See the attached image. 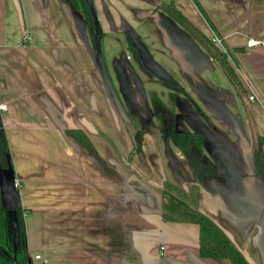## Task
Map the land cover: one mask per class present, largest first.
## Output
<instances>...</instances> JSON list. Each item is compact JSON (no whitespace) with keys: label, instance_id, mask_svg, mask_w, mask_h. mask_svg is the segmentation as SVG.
<instances>
[{"label":"crops","instance_id":"crops-1","mask_svg":"<svg viewBox=\"0 0 264 264\" xmlns=\"http://www.w3.org/2000/svg\"><path fill=\"white\" fill-rule=\"evenodd\" d=\"M90 1L105 34L107 61L119 62L128 76L133 70L143 89L152 90L163 99L157 78L145 76L134 62L125 64L124 43L119 46L116 34L121 19L137 30L150 46L153 61L191 93L228 140L235 143L241 137L238 124L245 122L246 112L249 114L245 146H249L248 160L253 165L254 136L264 138V0H197L204 17L191 0H172L208 39L215 34L223 38L228 48L241 49L234 55L236 73L247 95L256 96L253 103H247V95L240 102L238 95L230 91L235 89L218 62L194 37L174 29L166 14L154 13L155 4L149 0ZM19 2L22 21L13 0H0V104L7 106L1 112L2 132L19 184L18 205L32 215L28 225L31 230L24 222L27 251L37 246L34 255H41L45 264H227L199 257L196 225L160 222L156 188L163 179L177 180L159 139L146 135L141 151L143 161L139 158L132 162V168L150 186L128 170L119 175V135H125V124L91 49L79 34L78 19L63 0ZM105 9L116 26L114 31L104 16ZM250 39L260 44L247 48ZM110 70L116 81L115 69ZM136 92L141 110L143 105ZM186 105V100H181L178 113L187 115L182 117V124L192 128L202 120ZM65 129L84 132L100 161L112 172L83 146L67 138ZM101 133L115 144L116 156ZM96 145L102 148L99 150ZM169 145L170 154L182 160L179 151ZM126 151L125 148L123 154ZM180 169L182 174L188 172L186 166L181 165ZM222 181H203L201 211L233 239L251 263L259 264L260 260L264 264L261 243L250 249L244 245L253 224L260 231L257 241H262L264 220L259 221L252 212L254 208L238 204L222 188ZM240 182L251 202L258 182ZM174 183L180 185L181 181Z\"/></svg>","mask_w":264,"mask_h":264},{"label":"flooded vegetation","instance_id":"flooded-vegetation-1","mask_svg":"<svg viewBox=\"0 0 264 264\" xmlns=\"http://www.w3.org/2000/svg\"><path fill=\"white\" fill-rule=\"evenodd\" d=\"M84 1L89 6L88 2L86 0ZM63 3L65 4L69 12L78 19L79 27H80L78 29L79 34L81 35L83 42L87 44V47L89 46V48L91 49L93 58L95 60L94 47L96 45L95 44L96 35H95V32L93 33L91 31V28H90V25L88 24V20H87L84 10L80 9L79 7H75L77 4H74V6L69 7L66 0H63ZM91 4L93 6L92 2ZM74 9H77V10H74ZM90 9L92 10V8ZM93 11H95L94 6H93ZM156 11H160L166 14L169 18H171L167 13L164 12V10L161 7L158 8L156 6L154 9V13ZM95 15L98 18L96 11H95ZM104 16L109 23L110 29L112 31L116 30V26L113 23L111 14L108 11V9L104 10ZM92 19H93V16H92ZM171 20L173 19L171 18ZM177 25L180 26L179 24ZM99 27H100V23H99ZM101 33L102 34H100V36L98 37V40H100L98 42H99V46L101 50V57H102L105 69L110 77V82L112 83L113 87L116 89L119 100H121L122 98L128 99L127 94H125L124 87L122 86L128 85L129 82L126 81L120 75V63L119 62H113L110 64L107 61V56L105 52V44H104L105 34L102 31V29H101ZM116 34L119 35V46H121V44L124 43V49H125L124 58H126L125 64L130 65V63L134 62L141 69L140 71L145 76L152 77L153 75L151 74V72L147 70L145 66H143L138 61V56H139L138 50L134 49L132 45L133 44L132 40L134 39V41L141 44L147 50L148 53L150 52L149 51L150 46L147 45V43L144 41L141 35L137 32V30L133 26L128 24L125 20L121 19L119 21ZM110 66L115 69L114 72L116 76V81H114L113 79ZM160 67L167 74V76H169L168 78L171 80L168 82L170 83V86L167 85L168 84L166 83L167 81H162V80L157 81L161 89V93L162 95H164L163 99L160 98L159 95L155 93L154 91L152 90L146 91L145 89H143V83L140 79L136 77L135 72L132 70L130 73V78L134 79V82L132 83L135 86V87H131L130 85V87L132 90L133 88L135 89L132 91L133 105L129 106L128 108H130L131 110H134V112L137 113L138 115L137 120L138 122L139 121L140 122L136 130L130 132L129 130L126 129L124 136L119 135V175L123 173V171L128 170L130 173L135 175L136 178H138L140 181H142L147 186L151 185L146 179L142 177L141 174H138L135 168H132L133 159L140 158V161H143L141 160L142 158H144V157H141V151H142V148L145 142L144 137L146 135H150L156 141L157 139H159L160 143L163 144V146L165 147V155L167 157L169 166L171 170L173 171V173L175 174L174 177L177 181H181L180 185H178L174 183L177 181L171 182L169 180L163 179V181L160 182V185L164 182L172 183L178 186L182 191L186 193H190L192 189L196 188L197 196H198V207H199V210L201 211L200 206H199V201H200L201 186L204 180L219 178L223 180L222 183L224 184V186H222V188H224L225 191L229 192L230 191L229 185L231 186V184L234 182L233 180H237V183H239L240 180H242L240 182L242 183L243 180L249 181V180L254 179L258 182V187L255 188V191L257 192V194L255 195V198H252L253 200H251L252 204L254 205V210L252 212L255 214L256 217H258L259 221L264 220V187L262 185V180H264L263 145L260 144V141H261L259 138L260 136L258 135L254 136L253 143H252L253 146L251 148L252 149L251 153H252L254 162H253V165H251V162H249L248 160L249 159L248 157L249 146L248 148L247 146H245V143L247 140L246 137L248 135L247 133L249 132L246 126L247 125L246 120L249 121L250 119L249 114L247 112L245 113L244 117L245 119L247 118L246 120L244 119L245 124L240 123L241 121L238 124V125H241V128H242V129H239V126L237 128L238 133L240 134L241 137L240 138L237 137L235 143L231 142L218 129H216L214 123H212L209 120V116L207 115L203 107L199 104L197 100H195L192 97L191 93L181 83L176 82L172 78L173 75H171L164 67L162 66ZM121 81L122 82L126 81V82H124L121 85ZM171 82L173 84H171ZM135 91H137L136 96L140 97L141 99L143 110L142 108L141 110H139V108L137 107V101L134 95ZM202 94L206 95L207 93L202 92ZM183 99L186 100V104L189 106L190 110L193 111L191 113L195 114L196 117L202 120V122L199 121L198 123L193 124L192 128L183 126L182 117H186L187 115L181 114L182 115L181 116L178 113L179 109L181 108V100ZM171 101L173 102V110H174L172 115L168 114L165 110L167 109ZM155 102L156 104H159V106L158 105L155 106ZM161 106L163 108H161ZM160 120L163 122V126L167 130L162 131V132L159 130L158 125H159ZM171 131L200 134L201 140H202L200 162L203 166L207 168V170L204 173L198 175L194 171L191 164L188 162V160L185 158V156L182 154V152L179 150L178 146L176 145V143L173 141L172 137L170 136ZM101 135L105 139L106 145L108 147L114 148V150L117 151L113 141L108 136L102 133ZM169 144H171L173 147H175L177 151H179V153L181 154L182 160H178L175 156H172L170 154L171 147ZM255 145H256V148L253 149ZM260 145H261V148L259 149ZM125 148L127 149V151L125 152V154H123V150ZM260 156L262 157V159L261 158L259 159ZM3 163H4V159L1 156V152H0V166ZM100 163L109 173L112 172L111 169L108 168L103 162H100ZM181 165L186 166V168L188 169V172L186 173L184 172L182 174L181 169H180ZM226 179L229 183L231 182V184L227 183ZM160 185L156 188L159 194V197L161 194ZM244 189H245V186L244 188H239V190L242 191V192L240 191L242 194H245L243 192ZM255 204L257 206H255ZM2 205L3 204L1 201V197H0V211H2L4 219L6 215L11 217L10 220L12 222V229H13V230L6 231V242H4V245L7 248H10L11 247L10 245H12V247L15 248L17 244V236H15L16 230L14 229V225H13V213L9 211L8 209H5L4 206ZM159 210H160V207H159ZM180 224H191V223H180ZM193 225H196V224H193ZM256 226L257 224H253L250 231L248 232V237L246 239V242H244V245L246 248L250 249L251 247H254L255 243H258V244L261 243L264 247V233H263V236H261L262 241L258 242L257 239L260 237V231L256 228ZM227 236L231 238L228 234ZM234 244L236 245L235 242ZM236 247L239 248L237 245ZM26 253H27V243H26ZM26 255H27L26 256V262H27V258L29 256L28 254ZM210 260H220V261H225L227 264H230L226 260H223V259H210ZM259 264H260V260H259Z\"/></svg>","mask_w":264,"mask_h":264},{"label":"trees","instance_id":"trees-1","mask_svg":"<svg viewBox=\"0 0 264 264\" xmlns=\"http://www.w3.org/2000/svg\"><path fill=\"white\" fill-rule=\"evenodd\" d=\"M199 12L205 16L203 9L197 0H191ZM69 7H79L84 10L85 15L90 25L91 31L95 32V27L92 19V11L84 0H66ZM161 7L177 24H179L185 31L194 37L216 60L224 73L227 80L234 87L236 94L239 97H246L247 91L242 85L237 73V60L234 55L239 53L241 49H230L226 45L225 53L221 52L215 47L210 39H208L199 29H197L175 6L171 0L169 3L160 2L157 6ZM77 10V9H74ZM209 26L214 28L209 20ZM230 58V60H229ZM168 83V82H166ZM171 84H173L171 82ZM170 86V83L167 84ZM159 104H156L155 106ZM161 108H163L161 106ZM166 112L173 114V102L171 101ZM137 113L131 110L128 114L129 131L132 132L138 127ZM158 116V115H157ZM159 130L165 131L163 122L160 120L158 125ZM65 135L73 139L79 145L83 146L89 153H91L98 161V157L94 146L89 140L88 136L79 129H65ZM170 136L178 146L179 150L193 167L194 171L200 175L204 173L207 168L200 162L202 140L199 133L176 132L171 131ZM260 138V144L263 145L264 138ZM261 145L259 149L261 148ZM0 152L4 159V163L0 166V170L6 168V160L10 157L9 147L6 136L2 133L0 137ZM262 159L260 156L259 159ZM102 162V161H100ZM160 218L164 223H191L198 226V251L199 256L203 259H223L230 264H250L246 257L239 251L234 242L227 236V234L207 215L203 214L198 207V196L196 188L192 189L190 193L182 191L178 186L164 182L160 185ZM1 197V190H0ZM2 201V197H1ZM3 204V201H2ZM4 206V204L2 205ZM5 208V206H4ZM6 209V208H5ZM26 211L18 207L17 210V244L13 248H7L4 245L6 242V231L13 230L11 217L3 216L0 211V264H26V234L24 228V214Z\"/></svg>","mask_w":264,"mask_h":264},{"label":"water","instance_id":"water-1","mask_svg":"<svg viewBox=\"0 0 264 264\" xmlns=\"http://www.w3.org/2000/svg\"><path fill=\"white\" fill-rule=\"evenodd\" d=\"M13 1L15 3L16 9L19 13V17L21 18V21H22L20 2H19V0H13ZM86 1L88 2L90 8H92L91 11H92L93 21H94V25H95V35H96L95 44L96 45L94 47V50H95L96 65H97V68L99 70L100 76L106 85V88L109 92V95H110V97H111V99H112V101L116 107V110L120 114L121 119H122L123 123L125 124V128L127 130H129L128 114L131 113V109L128 107L133 105V103H132V101H133L132 91L133 90L131 89V87H132V82H134V79L130 78V76H128L126 74L124 67L120 64V75L126 81H128L130 84L128 83V85L122 86V87H124V91H125V94H127L128 99L122 98L121 100H119L116 89L113 87L112 83L110 82V77H109V75L105 69V66H104V63H103V60L101 57V50H100V46H99V42H98L100 40H98V37L102 33H101V28L99 27L98 18L95 15V11H93V6H92L90 0H86ZM149 1L151 4H155V7L158 6V4L160 3V2L154 1V0H149ZM170 21H171L172 25L175 27L174 29H176L180 33L182 32L183 34L187 35L188 37L191 36L183 28H181V30H179L178 26L176 25V23L173 20H170ZM132 41H133L132 45H133L134 49H137L138 53H139L138 61L143 66H145V68L147 70H149L151 72V74L155 78H157L159 81H161V80L167 81V82L171 81L168 78L169 76H167V74L163 71V69L161 67H159V65H157L153 61L152 57L147 52V50L141 44L134 41V39ZM126 81H123V82L121 81V85ZM130 85H131V87H130ZM243 99H245V98L239 97L240 102H242ZM247 103H249V102L247 101ZM1 134H2V121H1V111H0V137H1ZM255 148H256V145L254 146L253 149H255ZM252 159H253V157H252ZM252 161L254 162V159ZM15 180L16 179L14 178L11 159L8 158L7 159V167L0 170V190H1L2 201H3L5 208L13 213V225H14V229L16 230V228H17V210H18L19 205H18V201H17V190L18 189L15 187ZM233 181L234 182L232 184H231V182L229 183V184H231V186L229 185V189H230L229 194H231L233 199L235 198V200L237 201L238 204L242 205L243 207H246L247 209L249 208L252 210L254 208V205L248 200L247 195H246L247 193L242 194L241 193L242 191L239 190V188H244L245 185L243 184V186H242L241 184L237 183V180H233ZM262 185L264 187V180H262ZM253 190H254V188H253ZM243 192H244V190H243ZM252 194H254L253 191H252ZM159 207H160V197H159ZM159 213H160V210H159ZM202 213L205 214L204 212H202ZM160 222L163 225L175 223V222L164 223L161 221V218H160ZM231 240L233 241V239H231ZM195 242L197 243V246H198V229H197V233H196V237H195ZM239 251H241V253H243V255L246 257V259L249 261L250 264H253V263H251V261L249 260V258L247 257V255L245 254L244 251H242L241 249H239Z\"/></svg>","mask_w":264,"mask_h":264},{"label":"built area","instance_id":"built-area-1","mask_svg":"<svg viewBox=\"0 0 264 264\" xmlns=\"http://www.w3.org/2000/svg\"><path fill=\"white\" fill-rule=\"evenodd\" d=\"M210 41L211 43L217 47L221 52L225 53L226 51V47H225V43H224V40L222 37H219L218 35H215L213 34L211 37H210ZM260 43L258 41H254L252 39H250L249 41L246 42V47L249 48V47H255L257 45H259ZM227 46V45H226ZM230 60V58H229ZM231 61V60H230ZM236 69V68H235ZM256 96L253 95V94H249L247 95V101L249 103H253L255 102L256 100ZM7 109V106L5 104H0V111L1 112H5ZM15 187L18 188L19 187V184H18V181L15 180ZM46 261L41 257V255L39 254H35L32 258L31 257H28L27 258V262L26 264H45Z\"/></svg>","mask_w":264,"mask_h":264},{"label":"rangeland","instance_id":"rangeland-1","mask_svg":"<svg viewBox=\"0 0 264 264\" xmlns=\"http://www.w3.org/2000/svg\"><path fill=\"white\" fill-rule=\"evenodd\" d=\"M19 1H21V0H19ZM23 11V10H22ZM23 16H24V13H23ZM214 75H215V72L213 73ZM217 75V74H216ZM217 76H219V75H217ZM233 87V86H232ZM234 88V87H233ZM232 93H236V91L235 90H230ZM97 146V148L100 150L102 147L100 146V145H96ZM111 153H112V155H115V154H117V152L116 151H111ZM116 156V155H115ZM12 162V161H11ZM26 214H25V216H24V222L27 224V226L29 225V221H30V219L32 218V215L28 212V211H26L25 212ZM28 228H29V230H31V227L30 226H28ZM35 247H37V246H34V247H30L29 249H28V251H27V254H28V256L29 257H33L34 256V252H35Z\"/></svg>","mask_w":264,"mask_h":264}]
</instances>
